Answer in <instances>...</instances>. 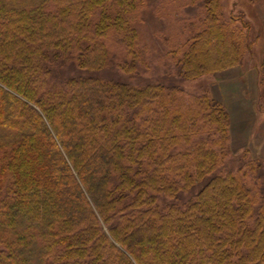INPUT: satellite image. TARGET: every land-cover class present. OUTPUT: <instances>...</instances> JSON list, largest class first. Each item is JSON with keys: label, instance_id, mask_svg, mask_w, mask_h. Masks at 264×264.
Segmentation results:
<instances>
[{"label": "trees", "instance_id": "16d2710c", "mask_svg": "<svg viewBox=\"0 0 264 264\" xmlns=\"http://www.w3.org/2000/svg\"><path fill=\"white\" fill-rule=\"evenodd\" d=\"M254 1L264 5L241 3L251 20ZM205 3L178 61L184 80L253 51L250 19L225 17L223 0ZM141 6L0 0V264H264V184L257 201L245 183L264 179V162L219 171L232 141L224 103L178 84L51 80L57 68H107L114 34L134 58L121 69L134 73Z\"/></svg>", "mask_w": 264, "mask_h": 264}, {"label": "rangeland", "instance_id": "374dc122", "mask_svg": "<svg viewBox=\"0 0 264 264\" xmlns=\"http://www.w3.org/2000/svg\"><path fill=\"white\" fill-rule=\"evenodd\" d=\"M243 0H223L225 17L241 12L247 15L242 6ZM206 0H142L133 22L137 30L136 71L126 73L122 64L134 60L122 38L114 34L106 39V46L112 55V62L107 68L96 73L80 70L78 67L56 69L52 82L58 84L68 75L79 76L92 74L103 80L122 81L133 86L147 83L178 84L189 94H201L205 90L215 99L224 103L232 119L231 151L219 168L243 172L249 169V163L264 162V97L260 92L258 60L259 49H264V5L256 4V16L252 23L251 40L253 51L248 52L239 66L207 75L197 80L181 79L178 61L189 47L190 41L200 32L206 14ZM240 28V24L235 26ZM264 166V165H263ZM222 173V174H223ZM256 174L245 178V183L252 188L257 201L259 190L264 184L256 179ZM198 189H196L197 191ZM191 194H184L178 202L183 204ZM172 200H167V202Z\"/></svg>", "mask_w": 264, "mask_h": 264}]
</instances>
